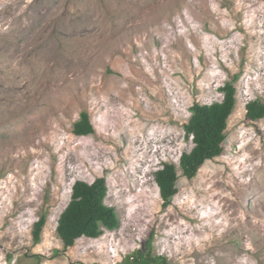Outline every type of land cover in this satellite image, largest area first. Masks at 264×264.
<instances>
[{
  "label": "rangeland",
  "instance_id": "obj_1",
  "mask_svg": "<svg viewBox=\"0 0 264 264\" xmlns=\"http://www.w3.org/2000/svg\"><path fill=\"white\" fill-rule=\"evenodd\" d=\"M236 103L221 155L188 179L190 107ZM264 0H0V264H264ZM86 112L92 132L73 131ZM173 163L163 206L154 172ZM105 177L116 229L64 247L77 180ZM44 217L39 240L34 222ZM150 246V247H148Z\"/></svg>",
  "mask_w": 264,
  "mask_h": 264
},
{
  "label": "trees",
  "instance_id": "obj_2",
  "mask_svg": "<svg viewBox=\"0 0 264 264\" xmlns=\"http://www.w3.org/2000/svg\"><path fill=\"white\" fill-rule=\"evenodd\" d=\"M235 74L221 88L222 99L210 104L195 103L190 107L191 116L184 124L185 136H191L194 146L188 153H183L179 159L182 174L190 179L207 159L222 154L226 141L227 119L236 103ZM246 115L252 120L264 117V101L253 99L246 103ZM92 125L86 112H82L79 120L74 123L73 131L77 135H87L92 132ZM178 175L173 163L165 162L154 172V181L159 188L163 206L170 204L177 193ZM107 194L105 177H98L89 183L77 180L73 183L70 201L60 214L56 231L64 247L71 246L81 236L96 238L101 233L100 225L108 230L119 226V219L114 208L104 203ZM44 224L42 216L33 224L32 234L38 242L41 227ZM150 247V246H148ZM147 251H136L131 259L124 264H168L164 256H154Z\"/></svg>",
  "mask_w": 264,
  "mask_h": 264
}]
</instances>
